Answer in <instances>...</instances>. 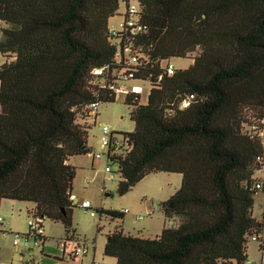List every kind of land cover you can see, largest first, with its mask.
I'll return each mask as SVG.
<instances>
[{
	"label": "trees",
	"instance_id": "trees-1",
	"mask_svg": "<svg viewBox=\"0 0 264 264\" xmlns=\"http://www.w3.org/2000/svg\"><path fill=\"white\" fill-rule=\"evenodd\" d=\"M141 2L147 29L133 43L149 57L138 79L151 88L146 104L138 92L124 99L135 129L125 132L132 149L114 163L117 192L162 171L182 174V182L162 204L174 223L153 238L118 223L104 253L116 264H244L261 224L253 176L264 146L246 125L264 114V0ZM119 6L0 0V208L3 199L32 202L37 214L64 224L66 239L77 205L69 159L92 151L84 108L117 97L89 82L93 69L114 63L108 23ZM174 57L192 63L167 74L161 61Z\"/></svg>",
	"mask_w": 264,
	"mask_h": 264
},
{
	"label": "rangeland",
	"instance_id": "rangeland-1",
	"mask_svg": "<svg viewBox=\"0 0 264 264\" xmlns=\"http://www.w3.org/2000/svg\"><path fill=\"white\" fill-rule=\"evenodd\" d=\"M116 20V18L114 19ZM0 26L3 24L0 22ZM195 53L191 56L193 57ZM0 53V61H1ZM192 57L170 58L176 68H186L192 63ZM166 61L162 64L166 65ZM151 86L148 79H135L126 83V87L145 93ZM125 93L117 95L115 101L101 102L97 123L91 125V132L95 133L94 139L100 143L101 124L109 125L113 130L119 132H130L135 129V122L131 119V106L125 103ZM100 147V146H99ZM106 158L98 161L94 168H78L73 181V192L78 197L79 203L73 208V223L75 232L70 237V247L75 240H87L91 245V252L85 256L64 261L63 264H90L93 255L102 264H116V258L105 255L104 247L107 237L120 223L125 233L137 234L142 229L143 234L150 237L159 233L165 221L161 202L163 197L177 191L181 186V174L171 172L150 173L132 187L126 194L120 195L117 192L119 178L109 180L106 176ZM116 169V166H113ZM109 193V194H107ZM261 195H257L254 204V214H261ZM90 200L92 208L85 209L80 203L83 200ZM148 202L152 203V210L147 208ZM145 206V207H144ZM122 210L129 209L122 219H111L109 216L99 213V208ZM143 207L145 209H143ZM34 208L33 203L5 199L1 206L0 215L3 217L4 226L11 227V230L4 233L0 231V261L7 264H55V259H63L62 245L66 233L64 224L61 221H54L46 218L44 245L36 244L33 235L29 236V243H21L18 247L13 245V233L26 234L29 232L28 210ZM96 212V216L91 215ZM142 215V216H141ZM141 216V218H138ZM2 227V226H1ZM101 227V230H99ZM3 229V228H2ZM4 230V229H3ZM142 233V232H141ZM248 260L244 264L262 263V253L258 250L254 241H249ZM94 253V254H93Z\"/></svg>",
	"mask_w": 264,
	"mask_h": 264
},
{
	"label": "built area",
	"instance_id": "built-area-1",
	"mask_svg": "<svg viewBox=\"0 0 264 264\" xmlns=\"http://www.w3.org/2000/svg\"><path fill=\"white\" fill-rule=\"evenodd\" d=\"M119 9L117 10L115 17L110 18L108 28L110 32V38L113 44L116 45L117 51L113 64L105 65L93 69L90 85L95 90H107L111 93L118 95L123 92L127 94L130 92L126 87V83L138 79L139 68L144 64H147L149 57L144 54L140 48L134 46L133 39L136 35L146 31L147 26L142 21L143 5L141 0H119ZM116 18V20H114ZM2 26H0V29ZM155 59L154 61H157ZM166 61V65L162 62ZM161 61V67L165 69L167 74H173L177 69L170 59ZM162 76V75H161ZM160 76V77H161ZM188 101H184V105H187ZM100 101H94L84 108V112L87 114V123L92 124L97 122L99 115ZM246 127L257 137H259L264 146V114L257 120H251L250 124ZM101 138L100 145L103 150H92L91 154L96 160L106 158L107 164L105 166L106 176L109 180H115L121 178L120 172L114 169V163L117 162V158L120 155L128 153L133 145L131 143L130 136L125 132H118L113 130L109 125L101 124ZM260 168L254 174L256 181L255 186L258 189V194L263 197V209L262 215L259 219L260 226L258 229L249 236V239L256 242L262 252V262L264 263V149L263 154L259 157ZM71 199L75 201L77 198L75 195H71ZM79 203V201L77 200ZM81 207L85 209L92 208L90 200H83L80 203ZM124 213L128 212V209L122 210ZM91 215L96 216L95 211H91ZM141 218V216H139ZM2 217L0 216V222ZM45 222L46 217L37 214L33 209L28 211V225L29 232L21 234L15 232L13 234V245L18 247L21 243L28 245L29 236L33 235L36 244L44 245L45 237ZM62 251L67 252V258L73 259L82 257L91 252V245L87 240L77 239L72 247H70V239L61 241ZM0 264H7L5 261ZM29 264V262H25ZM90 264H102L95 258H92Z\"/></svg>",
	"mask_w": 264,
	"mask_h": 264
},
{
	"label": "crops",
	"instance_id": "crops-1",
	"mask_svg": "<svg viewBox=\"0 0 264 264\" xmlns=\"http://www.w3.org/2000/svg\"><path fill=\"white\" fill-rule=\"evenodd\" d=\"M115 17V15L114 16H112L111 18H114ZM2 24H3V22L2 21H0ZM4 25V24H3ZM2 55V54H1ZM5 61V58H4V56L2 55L1 56V61H0V65L3 63ZM150 88H151V86L149 87V89L147 90V92L145 93V96L141 93V91H139V90H136V89H131V88H129L128 87V90H130V91H133V92H138L139 94H140V96H141V103H143V104H146L147 102H148V97H149V93H150ZM125 97H126V94L124 95V99H125ZM99 116V115H98ZM98 118V117H97ZM83 120H88V118H86V119H83ZM97 123V122H96ZM96 123H92L93 125L94 124H96ZM91 123L89 124V125H92ZM92 128V127H91ZM91 130V129H90ZM89 130V135H88V145L90 146V148L92 149V150H103V148H102V146L100 145V143H98L95 139H94V135H95V133L92 131H90ZM119 132V131H118ZM100 146V147H99ZM101 160V159H100ZM98 161L99 160H96L93 156H92V154H91V152L90 153H88V154H82V155H75V156H71L70 157V159H69V163L70 164H72V165H74V166H76V168L78 169V168H84V169H86V168H88V166H91V168H94L95 167V165L98 163ZM171 173H174V172H171ZM180 174V173H179ZM181 182H182V174H181ZM176 192V191H175ZM175 192H173V193H169L168 195H166L165 197H163V199H161L162 201L161 202H165V201H167ZM72 194L73 195H75L76 196V194L73 192V190H72ZM76 200H78V197L76 196ZM261 214H260V216H256L255 214H254V216L256 217V218H258V219H260L261 218V215H262V209H263V197L261 196ZM4 200L5 199H3L2 200V202H1V206L3 205V203H4ZM12 200V199H11ZM88 200V199H87ZM75 202V201H74ZM77 202V201H76ZM32 203V202H31ZM78 203V202H77ZM33 206H35L34 205V203H33ZM145 207V206H144ZM143 207V209H145ZM147 208H148V210H149V212L152 210V203L151 202H148V204H147ZM33 209V208H32ZM124 209H127V208H124ZM0 210H1V208H0ZM30 210V209H29ZM28 210V211H29ZM123 210V209H122ZM121 210V211H122ZM123 212V211H122ZM130 211H129V209H128V212H126V213H129ZM125 213V214H126ZM1 216V215H0ZM142 216V215H141ZM165 216V215H164ZM2 217V216H1ZM138 218H139V216H138ZM3 222H4V219H3V217H2V221L0 222V231H3L4 233H7L8 231H6L5 229H9V230H11V227H9V226H4L3 225ZM172 223H174V221L173 220H168L167 218H166V216H165V221H164V224H163V226L160 228V230H159V233H156L155 235H153V236H150V238H153V237H156V236H158L160 233H161V231L163 230V228H164V226L166 225V224H172ZM2 226V227H1ZM4 230H3V229ZM139 233H137V234H135V235H138V236H142V237H148V236H146V235H144L143 234V231H142V229H140L139 231H138ZM142 232V233H141ZM134 235V234H133ZM250 241H252V240H250ZM45 242H46V240H45ZM256 243V242H255ZM257 244V243H256ZM257 248H258V250L260 251V249H259V246H258V244H257ZM261 252V251H260ZM262 253V252H261ZM94 254V253H93ZM62 255H63V259H55V264H63L64 263V261L66 262V261H70L71 259H69V258H67V252H63L62 251ZM93 258H94V255H93ZM262 261V260H261ZM0 262H3V261H0ZM263 263V262H262ZM229 264H236L234 261L233 262H230Z\"/></svg>",
	"mask_w": 264,
	"mask_h": 264
},
{
	"label": "water",
	"instance_id": "water-1",
	"mask_svg": "<svg viewBox=\"0 0 264 264\" xmlns=\"http://www.w3.org/2000/svg\"><path fill=\"white\" fill-rule=\"evenodd\" d=\"M107 194H109V193H107ZM77 200H75V202H76ZM108 239H110V237L108 238Z\"/></svg>",
	"mask_w": 264,
	"mask_h": 264
}]
</instances>
